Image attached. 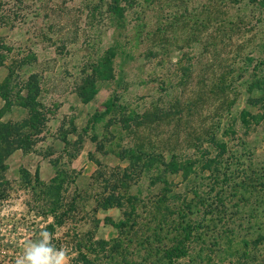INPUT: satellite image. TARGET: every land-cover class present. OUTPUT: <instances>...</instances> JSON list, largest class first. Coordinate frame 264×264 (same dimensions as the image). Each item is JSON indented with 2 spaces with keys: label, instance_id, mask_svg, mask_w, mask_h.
I'll use <instances>...</instances> for the list:
<instances>
[{
  "label": "rangeland",
  "instance_id": "374dc122",
  "mask_svg": "<svg viewBox=\"0 0 264 264\" xmlns=\"http://www.w3.org/2000/svg\"><path fill=\"white\" fill-rule=\"evenodd\" d=\"M3 66L0 120L37 111L30 151L55 174L6 157L0 264L44 231L66 264H157L177 242L173 264H264V244H238L264 229L246 179L264 180V0H0Z\"/></svg>",
  "mask_w": 264,
  "mask_h": 264
},
{
  "label": "trees",
  "instance_id": "16d2710c",
  "mask_svg": "<svg viewBox=\"0 0 264 264\" xmlns=\"http://www.w3.org/2000/svg\"><path fill=\"white\" fill-rule=\"evenodd\" d=\"M6 81V80H5ZM217 88V87H216ZM214 88V89H216ZM28 91V89H27ZM29 92V91H28ZM3 99H6V94L2 93L0 94ZM81 97H83V95H80ZM4 99V100H5ZM24 100H32L33 102V107H35L37 105V103H35L34 101V97H31L30 92L29 95L27 94V96H25V98H23ZM21 106H24L25 104L23 103L20 104ZM32 107V104H30V109ZM39 114L37 113V111L34 110H30V112L28 111V118H25L24 120L20 121V122H13L10 120L7 121H1L0 120V170H4L5 169V164L4 161L6 159V157L14 150L16 149H21L25 152L30 151L32 149V145H33V140L30 138L31 135L30 133L26 132L27 128H32L33 126H35L36 124H39V118H37ZM36 131V132H35ZM35 133H40L39 130L35 129L34 130ZM155 155L154 160H156L157 156L156 154H152ZM159 155V154H158ZM73 156V155H72ZM153 157V156H152ZM156 162H158V160H156ZM174 167H171V169H173ZM261 176V175H259ZM2 177V175H1ZM263 179V177H260ZM247 181L249 182V186L250 188H256L257 185L256 183L259 184V186H263L264 187V180L260 182V179L255 178L254 176H248L246 177ZM245 179V180H246ZM165 190L164 188L160 191V193H158L157 195H155V198H164L165 197ZM133 200H137V198H133ZM109 204V203H108ZM107 204V205H108ZM159 211V209L154 210V213L156 214ZM153 213V216H155V214ZM261 225L264 224V221L260 222ZM184 229V228H182ZM251 230V229H249ZM258 232L256 237L253 238L252 240H247L244 237H241V239L238 241V244L240 246V250H242V255L246 252V247L248 246L249 242H256L259 245L260 244H264V229H262L261 227H258L257 230ZM248 234H250V232H247ZM231 242H233V239H230ZM101 244H105V241H100ZM186 246H184L181 242H177L176 245L173 248H169L167 249L166 252L163 253L162 257L157 261V264H165V261L168 262V264H173L174 259L177 257H180L182 255H184L186 249ZM164 261V262H162ZM143 264H149V263H143Z\"/></svg>",
  "mask_w": 264,
  "mask_h": 264
},
{
  "label": "crops",
  "instance_id": "0c3cea01",
  "mask_svg": "<svg viewBox=\"0 0 264 264\" xmlns=\"http://www.w3.org/2000/svg\"><path fill=\"white\" fill-rule=\"evenodd\" d=\"M5 66L0 67V73L1 77L0 79H5L6 77V71L4 69ZM7 70V69H6ZM4 102V101H3ZM7 113V114H6ZM5 114L8 117V120H21L16 119L13 115V113L7 111ZM4 114V115H5ZM24 119V118H23ZM40 142V141H39ZM38 142V143H39ZM69 142V140H68ZM37 142L35 143V145ZM52 147H54V153L57 151L62 150L65 148L66 144L64 141L58 139V141L54 140L51 144ZM90 148L87 147V144L79 145V148H77V151L73 154V156H70L69 158V167L75 168L77 170L76 173L80 175H84L85 171L90 167V164L92 163L91 160L88 157V152ZM52 154H44L42 151L40 152H23L21 149L14 150L6 159L7 164V170L14 171L17 170L21 165L27 168L34 176L37 175L40 180L43 181H49L53 175L55 174V169L53 162L51 160ZM104 229V228H103ZM104 233V232H101Z\"/></svg>",
  "mask_w": 264,
  "mask_h": 264
},
{
  "label": "clouds",
  "instance_id": "9594fccd",
  "mask_svg": "<svg viewBox=\"0 0 264 264\" xmlns=\"http://www.w3.org/2000/svg\"><path fill=\"white\" fill-rule=\"evenodd\" d=\"M41 237L26 246L24 254L16 259L15 264H66L65 250L57 249L50 243L47 231L42 232Z\"/></svg>",
  "mask_w": 264,
  "mask_h": 264
}]
</instances>
